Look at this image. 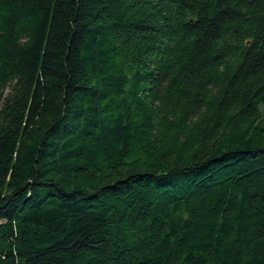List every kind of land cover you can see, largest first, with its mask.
Here are the masks:
<instances>
[{"label": "trees", "instance_id": "trees-1", "mask_svg": "<svg viewBox=\"0 0 264 264\" xmlns=\"http://www.w3.org/2000/svg\"><path fill=\"white\" fill-rule=\"evenodd\" d=\"M0 264H264V0H0Z\"/></svg>", "mask_w": 264, "mask_h": 264}]
</instances>
